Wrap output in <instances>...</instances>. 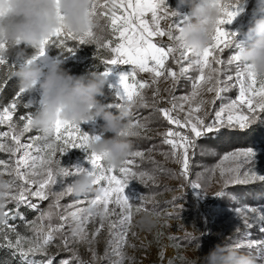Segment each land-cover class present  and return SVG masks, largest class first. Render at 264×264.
Listing matches in <instances>:
<instances>
[{
  "label": "snow or ice",
  "instance_id": "1",
  "mask_svg": "<svg viewBox=\"0 0 264 264\" xmlns=\"http://www.w3.org/2000/svg\"><path fill=\"white\" fill-rule=\"evenodd\" d=\"M242 2L243 0H238L225 12L215 29L212 43L203 51L193 53L191 49L178 42L176 32L183 21L180 23L174 21L173 17L176 14L170 13L167 0H102V2L92 0L90 14L95 21L94 26L80 34H74L61 26L52 37L41 42L39 49L28 62L47 58L46 53L53 45L61 49L66 48L70 54L74 53L76 50L66 45L69 39L78 41L80 45L94 44L97 50L103 49L109 53L103 60L106 66L105 75L111 74L113 66H131L130 71L122 72L119 76V87L122 91L116 94V98L122 103L108 105L117 109L125 104L131 107L137 103L144 108L154 107L155 98L160 94L159 88L153 89V105L148 104L144 90L157 85L161 78L165 80L170 78L171 88L166 91L169 92L167 103L171 106L155 107V110L162 114V118L170 126L174 125L176 129L185 130H173L169 127L162 135L163 142L170 145V154L174 161L181 164L180 175L187 178L190 159L195 155L199 140L206 139L209 134L218 133L223 128L238 127L240 130H248L252 125L264 122L261 121V116L264 115V78H257L247 66L241 65L236 54L232 55L227 63L231 65L236 62L238 95L229 103L221 104L214 110V115L205 108L207 104L215 105L217 100H222V93L230 90L227 80H231L232 77L228 76L227 80L222 79V69L216 65L224 63L219 54L225 48L233 47L236 33L229 32L224 25H230L243 11L240 6ZM149 14L150 19L147 18ZM101 18L105 20L103 26L99 24ZM166 18L170 19L171 23L167 27H162L161 21ZM105 29L109 32L107 36L103 35ZM163 37H166L170 43L165 44L162 39H157ZM5 48L6 45L0 43V93L4 91L7 80L4 67L7 66L8 76H11L12 70L17 66L14 59L4 54ZM189 54L194 59L184 66L182 61ZM170 60L177 64L178 70L170 66ZM193 69L198 75L188 76L189 71ZM140 73L149 74L150 79H137ZM182 77L191 80L192 90L189 95L180 97L182 102L178 104L173 89L178 86ZM203 91L214 93V98L211 101L203 99L201 95ZM26 94L28 93L24 89H18L9 104L0 105V125L6 124L8 128L7 131L0 128V151H7L12 156L20 154L11 169L14 178L8 182L11 189L15 188V191H11L9 195V199L15 202V208L5 212L3 218H0V249L7 250L10 256L20 261V264H54L55 257L48 255V249L55 245L71 253L59 264H85L78 250L72 245L88 240L85 225L90 218L99 217L100 223L92 233L93 239L99 235L105 227L104 221L115 211L109 207L111 204L121 209L119 220H110L108 228L110 234L116 237V251L120 256L117 264H123L125 255L120 249L127 244L133 209L136 212L145 210L143 197L138 204H132L124 195V189L133 179H138L141 183L154 179V176L146 172L133 170L136 168V158L142 159L144 153L134 151L118 169L109 168L100 155L91 153L87 149L89 140L99 139L100 135H89L82 131L79 125L60 120H57L51 137H32L31 143H22L21 137L32 129L33 113L17 112L20 107L25 109L32 107L31 101L24 102ZM185 103L188 104L186 112ZM181 112H185L182 118L179 115ZM14 115L24 122L19 131L13 123ZM144 121L145 123L142 124L139 122L136 125L129 124L121 134L139 136L140 133L134 129L136 127L147 129L148 117H144ZM38 140H43V143L38 144ZM73 148L83 149L89 153L86 157L89 167L61 165V156ZM164 155L167 158L168 154ZM229 159L235 161L236 166L220 168V176L225 187L229 184H245L256 180L264 182V174H258L255 169L241 171L245 165L256 163L257 153L252 148L237 150L223 156L224 161ZM0 165L7 167L8 162L0 159ZM81 172L95 176L94 198L88 201L86 208L77 206L80 201L62 205L61 199L72 193L69 178ZM190 183L193 189L201 188L197 182ZM217 195L222 196L223 192ZM33 197L39 201H49L47 209L40 210L33 202ZM22 206L38 210L40 215L35 221H28L20 212ZM61 208L63 211H60ZM248 212L254 214L253 223L245 219V228L250 229L259 224L260 231L264 232V206L237 209L238 215H246ZM54 217L58 221L56 224L52 223ZM17 218L25 222L32 235L22 234L14 223L9 222ZM69 219L77 221V227L72 230L71 238L67 231ZM117 229L118 231L113 232ZM170 239L176 238L170 237ZM248 246L251 247L252 242H249ZM89 250L95 260V250L91 247ZM38 255L44 259H35ZM161 258H163L162 253Z\"/></svg>",
  "mask_w": 264,
  "mask_h": 264
},
{
  "label": "rangeland",
  "instance_id": "2",
  "mask_svg": "<svg viewBox=\"0 0 264 264\" xmlns=\"http://www.w3.org/2000/svg\"><path fill=\"white\" fill-rule=\"evenodd\" d=\"M167 5L170 9L177 10V15L173 17L174 21L177 23L182 22L188 13V8L180 6L178 0H167ZM240 6L243 8V11L240 12L230 25H224L229 32H235L238 35L235 36L233 47L225 48L219 54L220 59L224 63L216 65V67L222 69V79L227 80L228 76L232 77L231 80H227L230 90L222 93L223 99L217 100L215 105H205V108L211 115H214V110L218 109L221 104L229 103L231 99H235L238 95L239 85L236 81V62L229 65L227 61L232 55L236 54L237 45H246L248 43L244 33L256 15L259 5L258 0H243ZM147 18L150 19V14ZM169 23H171V20L167 18L161 21L162 27H167ZM99 24L101 26L105 25L104 18L99 20ZM108 34V29H105L103 35L107 36ZM157 39H162L165 44L170 43L166 37ZM75 42L80 45L78 41ZM80 46L86 47L102 61L109 55L103 49L97 50L94 44ZM27 49L33 50L30 47ZM46 55L49 61L54 60L48 53ZM177 55L179 54L177 53ZM193 59L194 57L189 54L182 63L184 66H187ZM169 63L174 70H178L175 62L170 60ZM41 66L45 70L47 69V64L42 63ZM128 70H131V66L112 67L111 74L109 75L111 87L107 88L112 91L115 98L116 94L122 91L119 87V76L122 72ZM187 75L195 77L198 73L193 69ZM137 79L149 80L150 77L147 73H140ZM171 84L170 78L168 80L161 78L157 85L145 89L144 95L146 100L149 105H153V89L159 88L160 94L155 98L156 105L144 108L141 104L137 103L131 106L129 116L125 121L127 127L129 124L145 123L144 117H148L147 129L136 127L134 130L139 132L140 135L127 136V139L132 145L133 152L141 151L144 153L142 159L136 158V168L133 170L146 172L154 176V179L148 180L145 183H141L138 179H133L129 181L127 187L124 189V195L132 204H138L140 198L143 197V209L145 210L136 212L133 209L127 244L123 245L120 249L125 255L123 264H191L193 260L202 257L217 244L238 248L239 251L252 256L256 264H264V244L261 243L264 242V232L260 231L259 224L254 225L250 229L245 228V219L249 223H253V213L248 212L246 215L237 214V209L264 206V182L256 180L245 184H229L225 187L223 179L220 176V168L227 169L236 166L235 161L231 159L224 161L223 156L247 148H252L257 153L256 163L245 165L241 171L255 169L258 174H264V149L253 147L249 141H225L224 138L227 137L226 132L219 131L218 133H212L209 134L208 138L198 141L195 155L190 159L189 176L187 178L181 176V166H176L174 158L170 154L169 145L163 142L164 137L162 134L168 130L169 125L162 118V114L155 110V107L164 108L171 106L167 103L169 92L166 91V89L171 88ZM233 85L235 86L233 87ZM191 90V80L182 77L178 86L173 89V93L177 97V103H181L182 101L179 98L189 95ZM201 95L207 101H211L214 98V93L207 91H203ZM26 97V102H32V107L27 112L31 111L34 113L39 106L40 100L38 87L32 93L26 94ZM117 102L120 101L116 98L113 104ZM187 108L188 104L185 103V112ZM113 109L118 111L117 108H112V111H114ZM146 109L151 110L146 112ZM185 112L179 114L181 118L185 115ZM210 119L211 116L209 121ZM13 123L16 124L17 131H19L23 127L24 122H18L13 119ZM101 125L102 122L98 121L94 124H81L80 127L82 131L89 135H101ZM0 128H3L5 131L8 130L6 124L0 125ZM231 129L240 130L238 127ZM234 134L239 135L237 132H234ZM107 135L111 136L112 134L108 133ZM32 137H42V134L32 128L30 132L24 133L21 141L22 143H31ZM37 143L42 144L43 140H38ZM165 153L168 154L167 158L164 155ZM88 154L83 149L73 148L61 156V165L64 167L83 166L87 168L89 167L86 159ZM19 155L17 153L16 156H12L7 151H0V159L8 162L7 167L0 165V175L4 176L8 182L14 178L11 174V169L14 167L15 160ZM71 179L72 177L69 178L70 181ZM190 182L199 183L201 188L199 190L191 188ZM254 187L261 190L256 191ZM244 188L254 189V191L251 192ZM11 191L14 192L15 188H12ZM220 192H223L222 196L217 195ZM94 195L95 191L82 196H76L71 193L61 199V204H73L80 201L77 206L86 208L88 201L94 198ZM32 200L39 206L40 210L47 209L49 201H39L34 197ZM8 202L15 203L10 199H8ZM109 207L115 209V211L104 221L105 227L100 231L99 235L93 239L92 233L99 226V217L95 219L90 218L85 225L88 240L84 243H74L72 245L74 249L78 250L79 256L85 264H117L120 260V256L116 251V237L110 234L108 223L110 220H119L121 209L111 204ZM30 210L36 213L33 220H31L35 221L40 215V211L35 209ZM60 211H63V208ZM145 214L152 215L155 220V224L151 229H146L139 223L140 218ZM52 223H58L55 217ZM76 227L77 221L69 219L67 231L70 238L72 230ZM116 231L118 229L113 230V232ZM28 235H32L30 229ZM170 237H175L176 239L172 240ZM249 242H252L251 247L248 246ZM237 245L240 246L237 247ZM90 247L96 252L95 260H93L92 252L89 250ZM161 253L163 254V258H161ZM48 255L54 256V261H57V264H59L61 260L67 259L71 253L65 251L63 248H57L55 245H52L48 249ZM35 259L40 260L44 259V257L38 255Z\"/></svg>",
  "mask_w": 264,
  "mask_h": 264
},
{
  "label": "clouds",
  "instance_id": "3",
  "mask_svg": "<svg viewBox=\"0 0 264 264\" xmlns=\"http://www.w3.org/2000/svg\"><path fill=\"white\" fill-rule=\"evenodd\" d=\"M238 0H178L188 8L183 23L176 32L178 42L193 53H199L212 43V37L225 12ZM92 0H0V43L4 54L13 58L17 68L12 76L18 88L30 94L39 89V106L32 116V128L42 136L51 137L57 120L76 125L103 121L99 139H90L87 149L100 155L109 168L118 169L133 152L126 128L130 106L125 104L112 111L98 97L104 96L105 87H111L109 75L104 72L74 75L62 67V60L47 58L32 60L26 49H39L41 42L53 36L63 26L67 31L80 34L94 26L90 14ZM256 15L244 36L248 43L237 45L236 55L241 65L247 66L257 78H264V0H258ZM177 15V10L170 9ZM238 35V33H236ZM235 39V37H234ZM234 41V40H233ZM24 46V47H21ZM47 64V69L41 64ZM111 133L112 135H107ZM95 176L76 173L71 179L72 194L86 195L95 191ZM127 187V186H126ZM11 193L7 180L0 178V218ZM140 225L151 229L155 220L150 214L140 218ZM201 246V245H200ZM198 250V249H197ZM191 264H256L255 259L238 248L214 245Z\"/></svg>",
  "mask_w": 264,
  "mask_h": 264
},
{
  "label": "trees",
  "instance_id": "4",
  "mask_svg": "<svg viewBox=\"0 0 264 264\" xmlns=\"http://www.w3.org/2000/svg\"><path fill=\"white\" fill-rule=\"evenodd\" d=\"M67 47L74 48L76 51L72 54L68 53L65 49L57 48L54 45L50 46L47 53L53 57L54 59L62 60V67L71 74L74 75H82V74H90L92 72H104L106 69L103 61L93 55L86 47L78 45L75 41L69 39L66 41ZM27 56L30 58L35 54V50L26 49ZM12 59V58H11ZM17 66L12 70L14 72ZM4 75L7 78L6 83L4 84V91L0 93V105H7L11 102V99L14 97L16 91H18V83L17 80L11 75L8 76V68L4 67ZM26 95L24 96V102H26ZM103 103L106 105L113 104L116 101L115 96L112 91L107 88L104 89V96L98 97ZM28 109L20 107L17 109L19 114H24ZM114 112L117 110L113 109ZM151 109H146L145 111H149ZM14 120L20 122V120L14 115ZM261 121H264V115L261 116ZM103 123V121H101ZM231 128H223L220 131L226 132V136L224 138L225 141H237L244 140L245 142L249 141L253 147H258L264 149V122H258L250 127L248 130H232ZM237 132L239 135L234 134ZM239 138V139H237ZM221 143V142H220ZM218 143V144H220ZM0 178L5 180V177L0 175ZM261 185L260 183H258ZM252 186V185H250ZM246 186V187H250ZM255 188V187H254ZM248 189L249 191H254V189ZM255 190L259 191L261 189L255 188ZM15 208V203L8 202L4 208V213L9 212L10 210ZM20 212L24 217L27 218L28 221L33 220L35 217V211L30 210L27 207H21ZM10 223H14L18 230L22 234H29V228L26 227L25 222L21 221V219L17 218L14 221L10 220ZM0 264H20V261L16 257L10 256L7 250L0 249ZM54 264H57V261H54Z\"/></svg>",
  "mask_w": 264,
  "mask_h": 264
},
{
  "label": "built area",
  "instance_id": "5",
  "mask_svg": "<svg viewBox=\"0 0 264 264\" xmlns=\"http://www.w3.org/2000/svg\"><path fill=\"white\" fill-rule=\"evenodd\" d=\"M143 74H146V73H143ZM168 125H169V124H168ZM169 127H172L173 130H179V131H182V130H180V129H176V127H175L174 125H172V126L169 125ZM169 147H170V145H169ZM170 152H171V148H170ZM175 164H176L177 167H180V166H181L180 163L175 162Z\"/></svg>",
  "mask_w": 264,
  "mask_h": 264
}]
</instances>
